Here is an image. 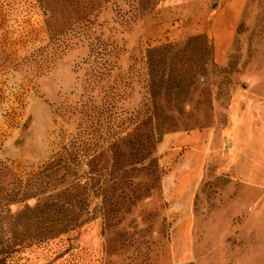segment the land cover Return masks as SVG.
<instances>
[{
  "label": "rangeland",
  "instance_id": "1",
  "mask_svg": "<svg viewBox=\"0 0 264 264\" xmlns=\"http://www.w3.org/2000/svg\"><path fill=\"white\" fill-rule=\"evenodd\" d=\"M167 43L193 77L154 99L166 124L151 176L134 158L150 127L146 51ZM79 129L77 174L35 197V169ZM124 171L135 177L111 180ZM79 176L86 213L47 201ZM261 183L264 0H0V264H165L192 229H256L264 245Z\"/></svg>",
  "mask_w": 264,
  "mask_h": 264
},
{
  "label": "trees",
  "instance_id": "2",
  "mask_svg": "<svg viewBox=\"0 0 264 264\" xmlns=\"http://www.w3.org/2000/svg\"><path fill=\"white\" fill-rule=\"evenodd\" d=\"M203 36H195L188 40L187 43L190 41H195L198 39H202ZM184 49L176 50L175 46L167 43L158 47H152L147 49L146 55H147V61L149 62V83H148V91H149V98H150V104H149V117H150V127L148 135L146 136V147L144 148H136L134 153L135 163L137 165L143 164L145 161H148V166L152 167L150 174L151 176H154L155 168L157 170L158 166L155 163V158L153 157L152 153L155 149L156 144L160 141L161 135H162V129L165 128V122L164 121H158L157 117V107L155 105L154 99L156 97H159L161 95V91L163 88H166L170 86V88L175 87L179 88L181 87L182 82H184L187 78L193 77L190 74H187V69L184 67L185 62L180 63L181 59L184 56ZM181 55L179 56V54ZM179 56V57H178ZM170 59L172 61L171 64H174L173 66L166 69V60ZM177 59V60H176ZM179 59V60H178ZM154 60L157 62V64H154ZM167 89V88H166ZM112 108L110 109L112 114ZM82 112V111H80ZM86 113V112H85ZM164 119H170L169 116L165 115L163 117ZM84 131H79L75 134L72 141H70L67 145H63L57 152H55L53 155H51L43 164L40 166H37L35 169V173H33V180L34 183L31 187H28V190H31L32 188H35V197L40 194H45L47 190L49 189H56L57 184L63 183L65 178L69 175H76L77 174V166L84 161L85 158V150H84V142L82 140ZM119 141L118 137H115L113 140L107 142V147L105 148V151H109L111 153L114 152L116 148H118L117 142ZM113 149V150H112ZM112 154L109 155L110 158H112ZM73 165V167H71ZM71 171H74V173ZM89 174L88 178L90 180H96V177H98V171H91L88 172ZM135 177V176H134ZM132 175H129L127 171H124L122 175L119 177H111L112 179H133ZM80 178L79 176L74 184H70L67 187H64L62 189H58L59 191L55 192V194L48 195L47 201H56V202H62L67 201L69 197H74V203L78 204L82 207L78 209V211H71L73 215H79V213H86L88 211L87 208V200L86 195H82L79 189L80 184ZM26 189V190H27ZM25 190V191H26ZM76 192L73 193V192ZM96 192V191H95ZM102 194H104L106 197H112V194L110 195L107 193L106 190H103ZM126 196V195H125ZM69 205L71 203H68ZM57 205V204H55ZM64 204L60 206V209H62ZM51 204L48 206H45L44 209L40 210L43 214H49V209L51 208ZM48 223V222H46ZM79 225H73L70 228L64 227L60 230L66 231V230H72L78 227ZM46 230L50 231L53 230V228H57L56 223H51L50 225L45 226ZM66 228V229H65Z\"/></svg>",
  "mask_w": 264,
  "mask_h": 264
},
{
  "label": "crops",
  "instance_id": "3",
  "mask_svg": "<svg viewBox=\"0 0 264 264\" xmlns=\"http://www.w3.org/2000/svg\"><path fill=\"white\" fill-rule=\"evenodd\" d=\"M263 188L264 183H261ZM256 229H250L251 238L244 239L242 233L232 230L230 233L238 236L235 243L229 240V233L216 230L206 234H198L191 230L192 244L177 245L175 259L165 264H264V245L254 241L252 234ZM242 232V231H240ZM263 236H264V231ZM199 238L195 239V236ZM201 236H203L201 238Z\"/></svg>",
  "mask_w": 264,
  "mask_h": 264
}]
</instances>
